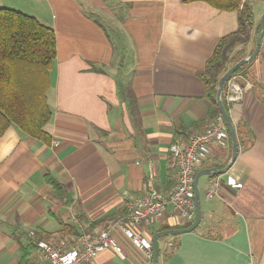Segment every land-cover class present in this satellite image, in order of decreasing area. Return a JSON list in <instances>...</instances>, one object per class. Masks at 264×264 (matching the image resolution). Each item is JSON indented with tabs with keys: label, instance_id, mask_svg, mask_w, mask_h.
Listing matches in <instances>:
<instances>
[{
	"label": "crops",
	"instance_id": "obj_1",
	"mask_svg": "<svg viewBox=\"0 0 264 264\" xmlns=\"http://www.w3.org/2000/svg\"><path fill=\"white\" fill-rule=\"evenodd\" d=\"M251 3L259 20L264 0ZM0 6L34 15L56 33L47 92L51 143L16 124L0 136V264H19L32 241H72L78 236L70 230L93 233L124 216L126 202L146 189L149 161L155 187L172 186L171 143L220 117H208L199 72L238 20L237 12L203 1L0 0ZM111 30L131 45L117 52ZM234 78L241 97L226 102L239 129L238 156L226 173L199 178L202 220L193 231L161 237L158 264H264V34L257 58ZM210 146L214 159L197 172L230 162L231 135L228 145ZM48 175L62 183V195ZM230 177L242 186H230ZM186 223L168 211L146 235ZM113 233L126 258L109 248L95 264L152 263L120 229Z\"/></svg>",
	"mask_w": 264,
	"mask_h": 264
},
{
	"label": "trees",
	"instance_id": "obj_2",
	"mask_svg": "<svg viewBox=\"0 0 264 264\" xmlns=\"http://www.w3.org/2000/svg\"><path fill=\"white\" fill-rule=\"evenodd\" d=\"M183 1H203L220 11L237 12L236 30L219 39L206 60L204 69L199 72L206 88L205 97L210 102L208 117L216 118L221 114L216 103L220 78L232 64L252 53L256 42L254 31L258 21L251 0ZM55 58L56 33L51 26L34 15L0 6V136L11 124H16L24 133L45 143H51L52 135L46 130V125L52 118L47 92L51 85L50 71ZM249 65L240 66L234 76L243 72ZM226 92L227 87H224L223 101L229 110ZM47 180L57 194H63L62 183L51 175L47 176ZM124 212L123 209L121 215ZM114 217L117 218L118 215L115 214ZM193 221L185 226H189ZM70 232L78 237L83 233L76 230ZM45 234L50 236L49 233ZM37 249L38 239L22 249L19 264H26L32 252ZM171 254V251H166L167 257Z\"/></svg>",
	"mask_w": 264,
	"mask_h": 264
},
{
	"label": "built area",
	"instance_id": "obj_3",
	"mask_svg": "<svg viewBox=\"0 0 264 264\" xmlns=\"http://www.w3.org/2000/svg\"><path fill=\"white\" fill-rule=\"evenodd\" d=\"M241 97L240 85L229 82L227 100L229 103ZM217 122L204 131L176 137L169 149L168 167L173 174V184L166 192L155 187V166L149 161V177L143 195L130 199L125 204V215L109 227L84 233L72 241L62 239L58 243L46 240L38 241V264H95L100 253L112 248L121 258L126 254L117 243L114 231L120 229L137 247L152 257V239L146 235V229L158 216L171 211L181 219L191 221L196 216L194 179L197 170L214 159L210 143L221 146L229 144L230 133L220 116ZM227 183L232 187H241L242 183L230 177ZM218 183H211L206 191L210 196L216 192ZM174 246V241L167 243Z\"/></svg>",
	"mask_w": 264,
	"mask_h": 264
},
{
	"label": "water",
	"instance_id": "obj_4",
	"mask_svg": "<svg viewBox=\"0 0 264 264\" xmlns=\"http://www.w3.org/2000/svg\"><path fill=\"white\" fill-rule=\"evenodd\" d=\"M261 27V31L259 32V28ZM255 37H256V42L254 45V49L252 53L246 55L245 57L239 59L236 63L232 64L226 72L221 76L218 87H217V92H216V103L219 107L220 113L229 129L230 135H231V141H232V155L230 162L224 167L223 169H218L217 167H209V168H204L202 170H199L196 173L195 180H194V194H195V203H196V217L194 221L189 225L185 227H180V228H169V229H163L160 231H157L156 233L153 234L152 237V263L151 264H158V259H159V239L163 236H170V235H178L186 232H190L195 230L198 225L200 224L202 220V204H201V192L199 188V178L202 175L208 174H224L227 172V170L230 168V166L234 163L238 156L239 152V140H238V134H237V129L234 124V122L231 119L229 111L226 109L224 101H223V89L228 83V81L233 77L234 73L236 70L244 65V64H250L252 63L257 56L260 53L261 46H262V40H263V34H264V11L257 22L255 26V31H254Z\"/></svg>",
	"mask_w": 264,
	"mask_h": 264
},
{
	"label": "rangeland",
	"instance_id": "obj_5",
	"mask_svg": "<svg viewBox=\"0 0 264 264\" xmlns=\"http://www.w3.org/2000/svg\"><path fill=\"white\" fill-rule=\"evenodd\" d=\"M8 7V6H7ZM257 21H259V20H257ZM106 26H108V25H106ZM112 31V30H111ZM109 32L110 33V35H111V37H112V39L114 40V42H115V50L117 51V52H119L120 50H121V48H122V46H123V44H126V45H131V42L129 41V37H127V35L125 36L124 35V33L122 34V35H124V36H122L121 37V35L120 34H115L113 31L112 32ZM117 54V53H116ZM235 76L233 75V77L228 81V83L226 84V86L225 87H227V91H228V89H229V82L230 81H232V80H234L235 78H234ZM227 93V92H226ZM226 98H227V94H226ZM221 117H222V115H220ZM222 119H223V117H222ZM223 121H224V119H223ZM224 123H225V121H224ZM226 124V123H225ZM178 137V136H177ZM176 139V138H175ZM174 139V140H175ZM174 142V141H173ZM172 142V143H173ZM172 143H171V145H172ZM170 145V146H171ZM169 149H170V147H169ZM197 173V172H196ZM195 176H196V174H195ZM195 180V179H194ZM196 217V216H195ZM195 219V218H194ZM193 219V220H194ZM192 221V220H191ZM191 221H188V223H190ZM102 229V228H101ZM86 232H88V231H86ZM84 234V233H83ZM63 237H65L64 235H63ZM62 237V238H63ZM60 239V240H59ZM64 239V238H63ZM39 240H46V241H48V242H51V243H58L59 241H61L62 239L60 238V237H58L57 236V239H52V238H50L49 240L48 239H46V238H39L38 239V241ZM52 240V241H51ZM64 240H66V239H64ZM54 241V242H53ZM170 247V246H169ZM38 262H39V252H38V249L36 250V251H33L32 252V254H31V256H30V258H29V260H28V262L26 263V264H38Z\"/></svg>",
	"mask_w": 264,
	"mask_h": 264
}]
</instances>
